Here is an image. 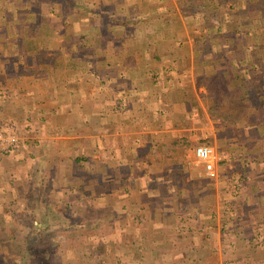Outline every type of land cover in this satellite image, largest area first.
I'll return each instance as SVG.
<instances>
[{"label": "crops", "instance_id": "obj_1", "mask_svg": "<svg viewBox=\"0 0 264 264\" xmlns=\"http://www.w3.org/2000/svg\"><path fill=\"white\" fill-rule=\"evenodd\" d=\"M1 124V196L52 164L112 208L80 264H264V0H0Z\"/></svg>", "mask_w": 264, "mask_h": 264}, {"label": "rangeland", "instance_id": "obj_2", "mask_svg": "<svg viewBox=\"0 0 264 264\" xmlns=\"http://www.w3.org/2000/svg\"><path fill=\"white\" fill-rule=\"evenodd\" d=\"M0 128L14 131L21 138L17 130L11 127L9 129L1 124ZM51 161L45 159L41 162ZM51 165L42 164L38 177L31 179L29 175L26 180L22 178L16 184L13 182L12 185L16 186L11 189L12 193L0 195V264H19L26 251V242L35 235V221L43 222L47 217L54 228L40 235L39 248L34 247L31 258L24 264H80L83 256H87L85 252H95L97 246L100 251H106L108 259H113L114 245L121 241V234L118 230H112L111 223H95L99 215L110 219L112 208L97 209L96 205L86 204V201L96 200L97 191L94 187L91 190L84 186L89 178H83L80 170L74 172L71 169L76 174L72 175L74 184L70 190H59L61 186L55 182ZM49 178L54 179L55 189H51ZM75 178L80 179L75 181ZM67 222L75 223L70 231L64 227ZM39 226H42L41 223ZM94 260L86 262L103 264L101 259L97 261L94 257Z\"/></svg>", "mask_w": 264, "mask_h": 264}, {"label": "built area", "instance_id": "obj_3", "mask_svg": "<svg viewBox=\"0 0 264 264\" xmlns=\"http://www.w3.org/2000/svg\"><path fill=\"white\" fill-rule=\"evenodd\" d=\"M20 142L21 138L16 132L0 128V149L13 150ZM195 154L197 159L204 163L208 175L215 177L214 161L216 159V154L213 147L202 144L196 147Z\"/></svg>", "mask_w": 264, "mask_h": 264}, {"label": "trees", "instance_id": "obj_4", "mask_svg": "<svg viewBox=\"0 0 264 264\" xmlns=\"http://www.w3.org/2000/svg\"><path fill=\"white\" fill-rule=\"evenodd\" d=\"M55 218V217H54ZM48 219V220H47ZM45 222V223H44ZM39 223H41V227L39 226ZM66 223V222H65ZM35 224L37 225L36 228H35V235H32L30 236L28 242H26V251L23 253L24 256L22 257V260H20V263L19 264H24L27 260H29L33 254V251H34V247H38V242L40 241L39 237L40 235L46 231H48L49 229H52L54 228V225L51 224V220L50 218H46L43 222H40V221H35ZM73 222H67V224H65V229L70 231L71 230V227L73 226ZM39 248V247H38ZM86 253V252H85Z\"/></svg>", "mask_w": 264, "mask_h": 264}]
</instances>
